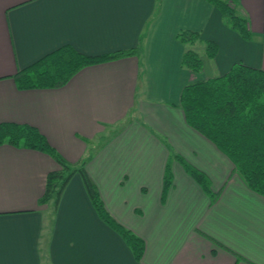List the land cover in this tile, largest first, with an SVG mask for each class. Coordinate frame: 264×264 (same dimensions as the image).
Instances as JSON below:
<instances>
[{
	"label": "crops",
	"instance_id": "1",
	"mask_svg": "<svg viewBox=\"0 0 264 264\" xmlns=\"http://www.w3.org/2000/svg\"><path fill=\"white\" fill-rule=\"evenodd\" d=\"M248 38L206 0H0V123L35 127L85 170L109 215L142 239L136 261L96 215L78 174L39 204L48 155L0 145V264H264V196L187 125L184 86L241 63L264 70V0H234ZM179 31L198 34L192 45ZM216 47L212 58L205 44ZM136 54L79 69L64 85L18 90L13 76L56 48ZM187 50L198 72L181 66ZM200 171L212 202L174 159ZM171 185L161 199L166 164Z\"/></svg>",
	"mask_w": 264,
	"mask_h": 264
},
{
	"label": "trees",
	"instance_id": "2",
	"mask_svg": "<svg viewBox=\"0 0 264 264\" xmlns=\"http://www.w3.org/2000/svg\"><path fill=\"white\" fill-rule=\"evenodd\" d=\"M206 1L228 19L232 29L243 38L249 37L245 19L235 14L234 0ZM176 38L183 44L192 45L197 41L198 34L179 31ZM136 51L137 48H132L85 55L70 45H63L18 70L13 76L14 84L18 90L57 88L83 67L134 55ZM215 52L213 43L205 44L206 57L212 58ZM180 63L184 69L195 73L202 67V60L192 50L184 52ZM179 106L187 125L212 142L231 161L250 190L264 196V70L234 63L219 76L184 86ZM2 144L42 152L58 165V169L46 175L39 204L53 200L56 206L70 178L78 174L98 218L120 236L134 259L140 260L144 249L142 239L117 223L106 211L96 186L84 168L86 159L78 164L67 162L35 127L28 124L0 123ZM174 159L213 202L216 195L211 192L206 176L180 157L175 155ZM171 182L172 173L167 163L162 177V200Z\"/></svg>",
	"mask_w": 264,
	"mask_h": 264
}]
</instances>
